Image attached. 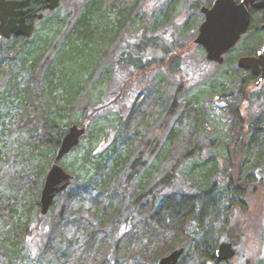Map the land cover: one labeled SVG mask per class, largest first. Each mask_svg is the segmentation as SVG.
Here are the masks:
<instances>
[{
  "label": "trees",
  "instance_id": "trees-1",
  "mask_svg": "<svg viewBox=\"0 0 264 264\" xmlns=\"http://www.w3.org/2000/svg\"><path fill=\"white\" fill-rule=\"evenodd\" d=\"M201 5L196 2L192 8L200 11ZM45 13L41 23H46L51 30L55 28V31L49 40H46L47 37L42 40L44 46L34 42V34L30 38L11 37L13 43L19 45L13 44L10 50H17L20 54L33 44L32 52L40 51L29 69L30 85L19 90V80L15 79L17 86L10 84L9 89L10 93L13 92L12 88L21 91V95L15 93L20 98L15 106V110L20 109L15 118L18 135L37 131L40 124L41 139L32 142L33 137H30L31 143L27 141L26 145V136L18 141L10 137L4 139L11 135L0 136V264L19 263L20 245L24 248L28 242L33 218L41 221L45 217L40 212V195L51 160L67 127L77 122L73 119L74 112L85 99V87L94 75L97 58L108 45L120 35L127 37L122 39L115 51L118 54L117 71L120 66L130 72H148L157 68L168 71L173 77L185 72V61L191 54L190 44L204 49L194 44V40L187 44L161 32L150 35L146 30L136 32L134 29L138 24L146 21L138 0H87L72 22L59 16V7ZM127 28L134 31L132 35L125 36ZM258 29L259 21L253 19L250 32L241 41L249 40ZM64 32L65 39L57 58L48 61L50 58L45 57L44 53L53 50L49 47L58 44V41L53 43L54 38L62 37ZM4 39L0 34V40ZM255 51L253 48L246 54L252 55ZM150 52L159 53V57L149 56ZM205 60L215 63L206 57ZM6 67L7 60L1 61L3 74ZM254 79L251 74L242 79L239 85L242 99L235 109L231 140L225 143L229 162L221 166L216 159L209 157L193 169L205 170L208 178L212 173L221 174L210 188L202 192L199 186L185 188L182 185L184 177L179 171L182 159L175 160L172 168L155 182L143 181L132 191V182L147 164V159L140 153L131 162L125 177H120L135 147L129 133L135 130L132 128V117L141 110L134 104L125 122L127 127L122 131L125 135L113 132L118 135L117 139L109 144L102 141L100 151L98 148L89 150L84 156V164L90 168L86 181L78 185L73 176L70 187L75 184L76 188L69 187L57 196L64 200L60 212L48 225L42 252L47 264H157L160 258L179 247H185V253L178 264H191L189 256L192 254L194 259L200 257L202 264L207 261L208 264L210 261L213 264H230L231 260L219 262L215 251L223 240H234L230 228L231 225L233 228L236 216L252 211L259 220L264 217V164H259L260 156L258 163L251 170L247 169L250 147H261L264 154V125L248 112H257L259 107H264V83L257 87ZM158 95L151 91L146 94V99H151L155 105ZM177 99L178 96H175L172 107L177 104ZM116 102L115 99L108 104L100 102L88 106L92 109L89 108L91 112L83 121L88 122L87 131L80 144L61 162L78 151L92 130L94 118L114 109ZM171 109L170 112L173 111ZM188 109L196 113L193 116L196 126L206 120V114L201 109L195 106ZM119 137H122L120 145L127 149V153L117 152L120 148L116 142ZM94 140L93 136L91 143ZM193 154L194 150L185 157ZM45 158L49 162L47 170L41 165ZM12 167L14 172L11 171ZM221 181L226 183L222 196L236 197L229 202L237 205L227 210L224 219L223 230L227 238L213 240L205 236L194 242L188 228L197 217L202 220L217 215L220 201L213 191ZM177 185L183 187L180 194L172 191ZM200 193L203 196H199ZM199 197L202 198L198 200ZM54 206L55 202L48 214L54 211ZM139 215L143 216L141 227L136 225ZM258 259H261L259 255L255 259L245 257L243 264H255Z\"/></svg>",
  "mask_w": 264,
  "mask_h": 264
},
{
  "label": "rangeland",
  "instance_id": "rangeland-1",
  "mask_svg": "<svg viewBox=\"0 0 264 264\" xmlns=\"http://www.w3.org/2000/svg\"><path fill=\"white\" fill-rule=\"evenodd\" d=\"M74 1L63 0L61 2L59 6V16L61 18H66L72 22L78 16L87 0H78L76 3ZM213 1L138 0L139 7L144 12L143 15L146 17V21L139 23L134 30L136 32L146 30L149 35L160 32L165 33V35H170V37H174L181 43L189 44L197 37L199 27L204 21L203 14L199 10L192 8V5L199 2L202 4L201 6H210ZM253 19L257 22L259 21L260 24V21L264 20V14L256 12ZM41 22L42 20H38L35 23L33 40L44 46L42 40L46 39L45 37H47L46 40H49L55 28L51 30L46 26V23L42 24ZM65 32L62 33V37L54 38L53 43L58 41V44L55 47H53V44L49 47H52L53 50H48L49 52L46 51L44 53L45 57L50 58L48 61L57 58L63 39H65ZM132 32L134 31L127 28L125 36L132 35ZM123 38L127 37H121L120 35V37L116 38L115 42L110 43L100 57L97 58L93 69L94 75H92L87 85L83 84L86 85L84 91L85 99L76 108L73 119L77 120L76 123L81 125L91 112L92 108L88 106H94L100 102L108 104L116 99L115 108L94 118L92 130L90 129L91 132L87 139L83 141L77 152L65 158L64 162H61V166L76 177L78 185L85 182L90 168L84 164V156L89 150L94 148H98V151H100L99 147L102 141H108L109 144L117 139L118 135H114L115 133L113 134V132L125 135L122 131L127 127L125 122L135 104L141 110L132 117V128H135V130L129 133L130 137L133 138L135 147L130 153L129 164H124V170L120 177H125L131 162L140 153H143L144 158L147 159V164L132 182L131 190L134 191L137 185L142 184L143 181L150 182L152 180L155 182L172 168V163L175 160L181 159L179 171L184 177L182 185L185 188H189L190 185L199 186L201 192L210 188L212 183L216 182L217 177H221V174L212 173L208 178V173L204 172L205 170L203 171L200 168L193 169L196 164H198L196 166L198 167L201 161L209 157L216 159L221 166H225L229 162L225 143L231 140L235 109L242 99L239 85L242 79L252 74L239 68L238 60L241 56L248 55L246 54L248 51L253 48L257 49L262 44L264 32L256 31L255 35L252 34L250 36L249 40L239 42L232 52L225 57V62L220 64V66L207 62L205 60V50L190 44L191 54L185 61V72H180L178 77H173L169 75L168 71H161L157 68L148 72L137 70L130 72L124 66H120L118 71L115 70V66H117L116 55H118L115 51L121 45ZM10 39L0 40V62L7 60L8 64V67L5 68V74L0 70V136L11 135L4 139L10 137L15 141L26 136L27 145V141L31 143L30 137H33L32 142L41 139L40 124L37 125V131L27 133L24 136L18 135L15 118L20 109L15 110V106L18 101L20 102V98L15 93L21 95V91H14L12 88L13 92L10 93L9 88L10 84H15V79L19 80L17 84L19 90L30 85V79H28L29 69L40 51L32 52L34 48L32 44L24 49L25 52L22 51L19 54L16 52L17 50H10L13 44L19 45V43H13V40ZM158 55L159 53H149V56L153 58L159 57ZM54 84L56 85L57 83ZM262 89H264V86ZM151 91L159 94L155 99L157 102L155 105H153L151 99H146V94ZM175 96H178L177 104L172 107ZM191 106L201 109L206 114V120L197 126L194 124L195 119L193 118L196 113L188 109ZM170 109L173 111L170 112ZM248 112L250 115L252 113L251 116L259 118L260 123L264 125V107H259L257 112L252 110ZM2 123H5L4 127ZM20 131L22 132V130ZM93 136L95 140L91 143L90 139ZM121 140L122 137H119L116 142L120 145ZM198 147L201 149H198ZM250 149L247 169L251 170L258 163V156H260L259 164L263 166V149L257 146L250 147ZM192 150H194L193 156L186 158L185 155ZM117 152L127 153V149L125 150V147L120 145ZM41 165L46 170L49 168L47 158L44 159ZM12 169L11 171L14 172L13 167ZM225 187L226 183L221 181L213 191L218 197V201H220L217 215L211 218H203L202 220L197 217L190 224L188 232L194 238V242L205 236L213 240L227 238L223 230L224 219L227 216V210L234 209L237 205L232 201L229 202V200H234L236 197L222 196ZM73 188H76L75 184L70 187V189ZM172 191L180 194L183 191V187L177 185V188ZM229 195L231 194L229 193ZM199 196H203V193H200ZM201 198L199 197L198 200ZM63 200V197L56 198L54 211L52 210L51 214L45 215L43 220L39 221L37 218H33L30 224L31 231L27 237L28 242L24 245V248L22 244L20 245L22 249L18 264H47V261L42 257V252L49 230L48 225L60 212ZM86 206H89L88 202ZM199 210L200 208L197 209L198 212ZM142 220L143 216L139 215L136 225L141 227ZM1 224L0 220V228ZM37 224L38 227L36 226ZM230 229H232L231 234L234 240H223L232 241L236 249V255L231 259L232 262L230 264H243L245 257L255 259L258 255L261 259H258L255 264H264V217L259 220V217L252 211L249 214L237 215L235 224L233 228L231 225ZM193 255L189 256L191 264H202L203 260L198 256L194 259ZM206 264H208V261Z\"/></svg>",
  "mask_w": 264,
  "mask_h": 264
},
{
  "label": "water",
  "instance_id": "water-1",
  "mask_svg": "<svg viewBox=\"0 0 264 264\" xmlns=\"http://www.w3.org/2000/svg\"><path fill=\"white\" fill-rule=\"evenodd\" d=\"M60 4L61 0H0V34L6 39L12 36L30 38L35 32L36 21L41 20L47 10H55ZM263 9L264 0H214L210 6L203 5L200 11L204 21L194 42L204 48L207 60L223 64L226 55L248 32L252 13ZM238 67L258 77L255 85L260 86L264 81V44L257 54L241 56ZM87 126L88 122L73 123L65 130L41 191L42 215L50 212L57 196L72 184L73 175L61 166V161L80 144ZM184 253L185 247L176 248L160 258L158 264H178ZM235 255L236 249L231 241H222L215 251L219 262L231 260Z\"/></svg>",
  "mask_w": 264,
  "mask_h": 264
},
{
  "label": "flooded vegetation",
  "instance_id": "flooded-vegetation-1",
  "mask_svg": "<svg viewBox=\"0 0 264 264\" xmlns=\"http://www.w3.org/2000/svg\"><path fill=\"white\" fill-rule=\"evenodd\" d=\"M256 12H257V13L260 12V13H263V14H264V9H263V10H259V11H254V12L252 13L250 28H249V30H248V32H247L246 34H248V33L250 32V30H251V25H252V22H253V16H254V14H255ZM263 25H264V20H263L262 22L260 21L259 29H258L257 31L264 32ZM246 34H244L243 36H245ZM243 36H242V38H243ZM242 38H241V40H242ZM241 40H240V41H241ZM240 41H239V42H240ZM239 42H238V44H239ZM238 44H237V45H238ZM263 44H264V39H263L262 44L256 49L255 53H253L252 55L257 54V50H258ZM237 45H236V46H237ZM236 46H235V47H236ZM235 47H234V48H235ZM234 48H233V49H234ZM233 49H231V51H232ZM231 51H230V52H231ZM230 52H229V53H230ZM249 72H251V71H249ZM251 73H252V72H251ZM254 78H255L254 80L257 81L258 77H255V76H254ZM262 83H264V81H263Z\"/></svg>",
  "mask_w": 264,
  "mask_h": 264
}]
</instances>
